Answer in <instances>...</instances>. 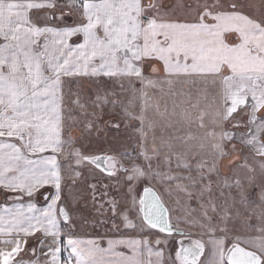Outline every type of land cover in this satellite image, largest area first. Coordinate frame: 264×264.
I'll return each mask as SVG.
<instances>
[{
	"label": "snow or ice",
	"instance_id": "snow-or-ice-1",
	"mask_svg": "<svg viewBox=\"0 0 264 264\" xmlns=\"http://www.w3.org/2000/svg\"><path fill=\"white\" fill-rule=\"evenodd\" d=\"M0 264H264V0H0Z\"/></svg>",
	"mask_w": 264,
	"mask_h": 264
},
{
	"label": "rangeland",
	"instance_id": "rangeland-1",
	"mask_svg": "<svg viewBox=\"0 0 264 264\" xmlns=\"http://www.w3.org/2000/svg\"><path fill=\"white\" fill-rule=\"evenodd\" d=\"M128 99H129V101H130V103H131L132 105H137V104L140 103V101L136 100L135 98H133V97H131V96H129ZM160 103L162 104V103H163V100H160ZM224 163L227 164L228 161H224ZM170 203H171V202H170ZM171 206H172L173 208H176V207H177V205H175V204H171ZM186 230H187V229H186Z\"/></svg>",
	"mask_w": 264,
	"mask_h": 264
},
{
	"label": "crops",
	"instance_id": "crops-1",
	"mask_svg": "<svg viewBox=\"0 0 264 264\" xmlns=\"http://www.w3.org/2000/svg\"><path fill=\"white\" fill-rule=\"evenodd\" d=\"M73 135H76V136L80 135L79 130H74Z\"/></svg>",
	"mask_w": 264,
	"mask_h": 264
}]
</instances>
